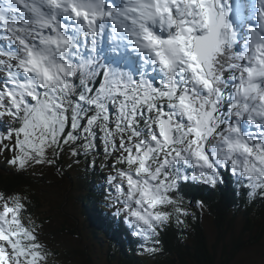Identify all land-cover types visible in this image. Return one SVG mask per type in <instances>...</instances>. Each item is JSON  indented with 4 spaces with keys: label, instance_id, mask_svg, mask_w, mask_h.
Wrapping results in <instances>:
<instances>
[{
    "label": "snow or ice",
    "instance_id": "obj_1",
    "mask_svg": "<svg viewBox=\"0 0 264 264\" xmlns=\"http://www.w3.org/2000/svg\"><path fill=\"white\" fill-rule=\"evenodd\" d=\"M64 153H102L109 206L153 253L193 215L184 186L227 172L264 197V0H0V154ZM28 204L0 191V264L54 255Z\"/></svg>",
    "mask_w": 264,
    "mask_h": 264
},
{
    "label": "trees",
    "instance_id": "obj_2",
    "mask_svg": "<svg viewBox=\"0 0 264 264\" xmlns=\"http://www.w3.org/2000/svg\"><path fill=\"white\" fill-rule=\"evenodd\" d=\"M64 156L65 153L53 166H37L39 172L33 174L32 167L13 168L0 154V191L24 194L33 220L48 226L53 220L61 221L59 233L85 243V248L71 247L72 250H52L59 245L49 244L54 261L48 264H96L90 257L96 249L104 252L106 264H232L241 252L264 245V197H249L247 190L225 172L224 182L215 188L200 184L182 188L185 206L193 215L185 218L186 226L177 225L173 219L159 233L158 250L149 252L156 246L154 242L136 236L124 218L109 206L111 190L104 179L109 169L101 167L102 153L94 157L81 154L71 162H66ZM92 159L95 166L90 163ZM53 177L60 178L59 183H54ZM63 181L66 186L61 184ZM197 201L204 202L203 210L196 206ZM66 206L72 211L65 210ZM205 215L213 217L217 239L228 248L221 256L218 246L210 245ZM27 219L26 216V223ZM43 237L41 232L42 242Z\"/></svg>",
    "mask_w": 264,
    "mask_h": 264
},
{
    "label": "rangeland",
    "instance_id": "obj_3",
    "mask_svg": "<svg viewBox=\"0 0 264 264\" xmlns=\"http://www.w3.org/2000/svg\"><path fill=\"white\" fill-rule=\"evenodd\" d=\"M65 160L66 162H71L73 160V156L69 155L68 153H65ZM76 165V164H75ZM35 171L33 172V174L39 172L38 171V167L37 166H33L32 167ZM43 168V167H42ZM45 174H47V172H45ZM49 175V174H47ZM49 176H54L52 174H50ZM52 179V178H51ZM53 182L54 183H59L60 178H55L53 177ZM61 184H63L64 186H66L67 184L63 181L61 182ZM65 210L67 211H72V208L70 206H66ZM56 219L59 218L58 214L55 217ZM63 223L61 221H52V226H48V225H43V243L48 246L49 244H58L59 247H55L52 248V250H64L68 248V250H72L71 247L73 249H83L85 248V243H80L78 239H75L73 237H71L70 235H67L66 233H59L58 232V228L59 224ZM204 224H205V228L207 229V233L210 237V245L211 246H218V254L221 256L224 253L225 249H228L226 247V243L222 242V241H218L217 239V231L215 229V225H214V220L213 217L209 216V215H205L204 217ZM46 234V235H45ZM55 235V236H54ZM88 242V241H87ZM59 248V249H56ZM53 255L50 256L49 258V262H52L54 260H52ZM90 257L93 261H95L96 264H106V255L104 254V252L100 251V250H93L90 252ZM264 262V245L260 246L258 249L257 248H252L249 250H245V252H241V254H239V257L236 258L232 264H247L249 262ZM48 262V263H49Z\"/></svg>",
    "mask_w": 264,
    "mask_h": 264
}]
</instances>
